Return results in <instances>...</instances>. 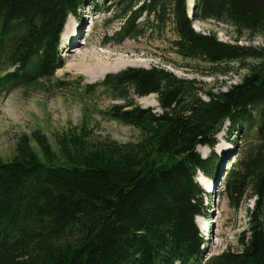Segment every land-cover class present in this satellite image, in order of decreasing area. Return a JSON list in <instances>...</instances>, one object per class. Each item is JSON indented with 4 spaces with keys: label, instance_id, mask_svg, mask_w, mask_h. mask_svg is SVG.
<instances>
[{
    "label": "trees",
    "instance_id": "1",
    "mask_svg": "<svg viewBox=\"0 0 264 264\" xmlns=\"http://www.w3.org/2000/svg\"><path fill=\"white\" fill-rule=\"evenodd\" d=\"M87 1L97 0H0V93L23 88L28 95L55 76L65 64L66 21ZM195 4L191 19L187 0H117L119 41L171 24L177 53L213 65L238 61L248 69L241 83L206 92L204 100L192 80L158 66L130 67L101 85L122 100L108 115L139 129L137 142L91 147L82 133L66 132L54 148L39 130L22 135L13 158L0 157V264H264V47L193 27L196 19H215L264 37V0ZM132 91L157 94L162 112L140 106ZM244 121L256 128L258 143L243 159L237 154L223 176L236 207L254 198L248 230L240 251L205 260L197 216L207 191L197 175L215 180L219 159L203 157L198 146L214 147L226 122Z\"/></svg>",
    "mask_w": 264,
    "mask_h": 264
},
{
    "label": "rangeland",
    "instance_id": "2",
    "mask_svg": "<svg viewBox=\"0 0 264 264\" xmlns=\"http://www.w3.org/2000/svg\"><path fill=\"white\" fill-rule=\"evenodd\" d=\"M116 1H87L77 15L69 17L75 30L78 28V33L74 40H71V36L62 38L60 48L65 65L56 71L51 80L43 81L37 90L28 95H25L23 88L13 89L6 95L0 93V157L3 160L13 158L22 135L31 136L37 130L47 135L54 148L57 146V136L63 138L66 132L72 135L82 133L84 141L91 147L106 141L126 144L140 140L142 133L139 129L108 115L112 106L122 100L111 89L101 85L107 74L119 73L130 67L149 69L158 66L179 78L192 80L194 88L198 89V96L204 100H208L206 92L227 91L231 85L241 83L248 69L242 68L238 61L213 65L177 53L172 45L177 35L171 24L160 34L150 25L145 36L119 41L117 31L120 21L117 15L121 9ZM194 26L199 32L215 34L219 40L227 43L264 47L263 36H251L247 31L240 34L227 21L194 20ZM77 44L81 46V52H89L94 62L88 63L93 68L79 64V51L71 50ZM124 62L130 65L119 67L116 71L104 73L96 69L97 64L119 66ZM69 65L73 66L67 68ZM57 81L62 84L57 85ZM90 85L93 86L89 88ZM132 97L143 108L162 112L157 94L138 96L132 91ZM215 138L214 147H198L203 157L214 154L219 159L216 186L204 196L205 214L197 217L199 228L206 236L203 247L204 258L207 259L226 250L238 252L242 248L239 240L248 230L246 209L251 208L254 198L247 195L236 207L224 191L223 175L237 154L243 159L258 143L256 128L248 121L242 122V125L226 122ZM32 145L38 149L35 142ZM198 177L201 181L203 179L201 183L204 188L210 186L211 180L207 176L200 172ZM208 223L210 229L206 232L203 227Z\"/></svg>",
    "mask_w": 264,
    "mask_h": 264
},
{
    "label": "bare ground",
    "instance_id": "3",
    "mask_svg": "<svg viewBox=\"0 0 264 264\" xmlns=\"http://www.w3.org/2000/svg\"><path fill=\"white\" fill-rule=\"evenodd\" d=\"M188 2H190L189 4H190V9H191V7H192V2H193V0H188ZM69 19V18H68ZM90 29V28H89ZM78 33V28L75 30V27H73L72 26V23L70 22V20H67V23H66V25H65V27H64V30H63V38L64 39H67V37H70L71 36V40H74V37L76 36V34ZM77 37H78V35H77ZM77 46V47H76ZM81 48V46H79L78 44L77 45H74V48H72L71 50H73L74 49V51H76L77 53H78V51H79V53H78V56H79V64H83V65H87L88 67H92L91 66V63L89 64L88 62L89 61H92V57L89 55V52H86V51H82L81 52V49L79 50V49ZM105 53V52H104ZM103 53V54H104ZM108 54V53H107ZM106 56V55H105ZM112 56V55H111ZM95 59V58H94ZM93 59V60H94ZM108 60V59H107ZM96 61V60H95ZM92 62H94V61H92ZM98 62V61H97ZM102 63V62H101ZM107 63V62H106ZM105 63V64H106ZM100 64V63H99ZM119 65V64H118ZM126 65H130V64H128V63H126V62H124L123 64H121V65H119V66H116V65H111L110 63L109 64H107V65H96V69H101V71L102 72H110V71H116V70H118V68L119 67H124V66H126ZM71 66H73V65H69V67H67V68H70ZM88 67H86V68H88ZM93 68V67H92ZM87 70V69H86ZM100 72V71H99ZM102 74V73H101ZM94 77V76H93ZM91 79V78H90ZM213 91V90H212ZM199 181H201L200 179H199ZM202 181H203V179H202ZM201 181V182H202ZM207 188V190L209 189V185L206 187ZM199 218V217H198ZM203 229L204 230H208L209 231V229H210V223H208V226H206V227H203ZM247 231V230H246Z\"/></svg>",
    "mask_w": 264,
    "mask_h": 264
},
{
    "label": "water",
    "instance_id": "4",
    "mask_svg": "<svg viewBox=\"0 0 264 264\" xmlns=\"http://www.w3.org/2000/svg\"><path fill=\"white\" fill-rule=\"evenodd\" d=\"M193 11V10H192Z\"/></svg>",
    "mask_w": 264,
    "mask_h": 264
}]
</instances>
